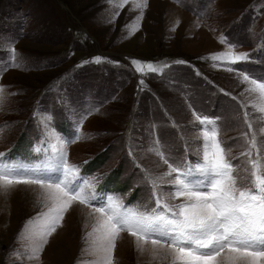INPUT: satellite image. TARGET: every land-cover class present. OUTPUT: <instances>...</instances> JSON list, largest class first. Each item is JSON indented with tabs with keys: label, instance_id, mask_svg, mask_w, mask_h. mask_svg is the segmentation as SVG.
<instances>
[{
	"label": "rangeland",
	"instance_id": "rangeland-1",
	"mask_svg": "<svg viewBox=\"0 0 264 264\" xmlns=\"http://www.w3.org/2000/svg\"><path fill=\"white\" fill-rule=\"evenodd\" d=\"M143 3L0 0V87L6 93L0 159L54 182L64 179L66 152L67 163L93 185H82L84 195L95 197L91 205L72 202L37 258L33 247L49 227L45 213L53 201L39 185L0 189V264H102L101 232H93L98 221L113 212L150 214L154 192L164 203H182L169 183L175 174L163 176L168 166L155 149L182 170L202 162L205 126L193 112L216 121L238 184L251 179L257 148L264 165V113L258 111L264 99L242 82L247 74L264 83V0ZM230 45L248 59H211L226 55ZM149 64L158 70L150 72ZM101 204L111 209L104 216L95 211ZM112 264L173 260L150 242L141 251L136 238L121 231Z\"/></svg>",
	"mask_w": 264,
	"mask_h": 264
},
{
	"label": "snow or ice",
	"instance_id": "snow-or-ice-1",
	"mask_svg": "<svg viewBox=\"0 0 264 264\" xmlns=\"http://www.w3.org/2000/svg\"><path fill=\"white\" fill-rule=\"evenodd\" d=\"M143 6L147 7V0H144ZM221 42L226 43L223 39ZM234 47L230 45L226 55H213L211 59H227L232 64L248 59L247 54L234 53ZM96 62H100L99 57ZM133 64L137 66V71L143 72L141 62L133 61ZM147 67L150 72L158 70L150 64ZM228 70L233 69L229 67ZM242 82L250 85L248 91H259L264 99V83L250 79L247 74H242ZM5 98V89L0 87V107ZM258 111L264 113V106H260ZM193 116L199 126H205L202 162L182 170L183 165H176L174 161L169 163V158L155 149L156 155L168 166L163 176L175 174L169 181L175 188L173 198L182 196L184 201L170 205L164 203L158 192H154L156 209L150 214L113 212L103 221H98L100 227H94L93 232H101L97 240L100 241V249L107 254L102 264H112L115 240L121 231H128L135 237L136 246L141 251L149 242L154 249L166 248L173 264H264V165L259 160L260 149L257 148L256 137L253 135L251 146L257 148L258 158L250 160L251 179L247 184H238L234 166L227 158L225 146L218 139L216 121L196 112H193ZM245 122L251 130L247 113ZM0 157H3V153H0ZM61 163L64 179L58 177L54 182H45L36 169L10 165L0 159V189L7 191L21 184L39 185L54 203L45 213L49 227L40 234L42 243L33 247V254L37 258L43 244L47 243V237L56 231V225L72 202L91 205L95 199L94 196L89 198L84 195L82 185L90 188L93 185L78 175V166L67 163L66 152L61 153ZM70 174H75V180L68 179ZM194 175L201 178L191 179ZM149 182L155 189L156 181L150 179ZM161 205L164 210L158 211ZM95 211L104 216L111 209L101 204ZM166 213H171V216ZM88 235L92 236V233Z\"/></svg>",
	"mask_w": 264,
	"mask_h": 264
}]
</instances>
